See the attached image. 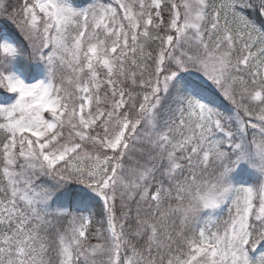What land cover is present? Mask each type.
Here are the masks:
<instances>
[{
	"label": "snow or ice",
	"instance_id": "6c2138e0",
	"mask_svg": "<svg viewBox=\"0 0 264 264\" xmlns=\"http://www.w3.org/2000/svg\"><path fill=\"white\" fill-rule=\"evenodd\" d=\"M0 264H264V0H0Z\"/></svg>",
	"mask_w": 264,
	"mask_h": 264
}]
</instances>
